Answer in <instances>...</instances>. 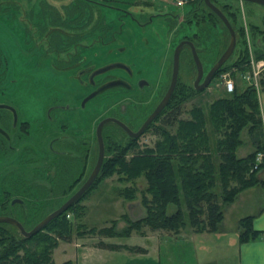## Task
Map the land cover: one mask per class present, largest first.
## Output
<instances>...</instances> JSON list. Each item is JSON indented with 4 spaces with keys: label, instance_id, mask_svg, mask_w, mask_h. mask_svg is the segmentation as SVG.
Masks as SVG:
<instances>
[{
    "label": "rangeland",
    "instance_id": "374dc122",
    "mask_svg": "<svg viewBox=\"0 0 264 264\" xmlns=\"http://www.w3.org/2000/svg\"><path fill=\"white\" fill-rule=\"evenodd\" d=\"M10 1L14 3L7 5ZM180 1L182 3L178 5L179 0H0V9H3L0 12V103L11 106L16 114V125L11 127L8 112L0 110V126L10 139L7 142L0 137V214L6 211L4 206L9 199L18 197L25 201L24 211L28 223H33L70 196L86 179L94 165V129L97 121L112 116L123 119L133 129L141 125L168 87L173 50L183 33L191 35L194 31L200 32L198 40L201 39L202 53L203 49H206L205 46H210L213 57L218 48L215 45L218 43L216 38L221 32L219 24L215 19H205L206 26L202 31H199L200 25L196 20L180 26L182 17L190 9L188 0ZM70 2L75 9L79 6L90 10L91 24L100 29L105 27L103 32L93 31L90 37L83 39L86 44H92L82 50L84 59L97 69L114 62L128 64L134 75L145 78L149 86L143 90L126 91L118 96H115L116 93L123 88L111 87L80 107L79 97L88 89L79 88V84L68 75L69 72L65 68L67 64L62 61L59 62L61 65H57L63 67V70L66 69L65 73L54 71L52 66L55 55L48 54L49 52L45 55L40 51L45 46V43L41 42L45 36L43 28L49 24H59L64 28L68 25L66 11ZM233 3L237 9V24L242 27L246 39L249 57L257 60L254 57L255 49L264 48V6L240 0ZM24 15L31 25L28 38L19 26L20 18ZM77 16L76 12L72 19ZM84 18H79V21L89 25V19ZM204 22L200 20V23ZM74 23L77 22L71 23L72 28L77 26ZM206 29L210 31L209 41L205 40ZM66 50L60 52L58 60L66 56ZM109 73L117 76L123 74L115 68ZM225 75L232 78L240 89L250 85L246 79V71L241 72L237 68L218 76L214 75L203 91L180 105L178 117L187 118L188 110L194 104L206 109L211 100L222 95ZM263 75L264 70L256 76L258 85L253 86L264 106V89L260 90ZM261 107L260 103V109ZM24 122L26 126L22 127ZM156 125L163 123L156 120L153 127L144 131L138 137L139 147L154 145L158 138ZM207 127L213 141L211 126ZM167 129L173 131L174 128L167 126ZM53 137L56 138L52 144L53 149L67 153L66 155L49 151L48 144ZM8 145L12 149H9ZM123 186L135 187L132 200L123 199L117 194V190ZM145 186L144 177H139L135 185H132L124 180H117L115 173L96 183L79 202L84 207L79 222L84 226L79 233L74 231L68 240L58 241L51 252L53 263L58 264L70 259V252L67 251L68 253L63 255L61 250L65 247L71 249L75 243L97 247L99 243H103L122 246V249L129 244L127 247L130 249L127 250L133 253L137 250L134 248L139 247L137 245L147 243L153 246L149 257L157 262V252L154 250L156 238L171 235L173 232L152 230L143 226L139 231H132L128 237L97 233V229L108 226L111 220L115 221L114 229L121 231L127 225V219L136 220L143 217L146 210L141 203V191ZM41 187L51 191L39 195ZM19 209L14 206L7 212L20 219ZM174 210L175 207L169 205L167 214ZM236 212L238 209H235ZM91 227L94 231L88 232ZM176 245H163L161 259L169 264H176L181 260V256L177 255ZM192 245L185 244L188 248ZM193 249L194 246L191 247L190 254L187 251L184 260L218 262V257L215 256L218 250L211 253L204 251L202 254L195 253ZM210 251H213L212 248ZM127 256L125 252L110 255L115 260L113 264H121V260L124 261Z\"/></svg>",
    "mask_w": 264,
    "mask_h": 264
},
{
    "label": "trees",
    "instance_id": "16d2710c",
    "mask_svg": "<svg viewBox=\"0 0 264 264\" xmlns=\"http://www.w3.org/2000/svg\"><path fill=\"white\" fill-rule=\"evenodd\" d=\"M235 1L211 0L227 17L236 35V45L230 60L216 71V76L231 72L233 68L241 72L249 70V52L242 27L237 24V9L233 3ZM13 3L10 1L7 5ZM188 4L190 9L184 17L181 16L183 21L180 22V26L188 25L196 20L200 25L199 31H202V29L205 30V19L208 21L215 19L221 28L216 38L218 43H215L218 48L213 57H211L210 46H205L206 49L204 48V53H202L201 39L198 40L200 32L194 31L191 35L183 33L179 40L187 39L194 44L203 69L208 70L227 47L230 34L221 19L205 5L204 0H188ZM2 11L3 9H0V12ZM76 12L78 16L72 19ZM66 13H68L66 15L68 25L65 28L58 24L56 25L59 27L52 25V27L43 28L44 35L50 36L45 46H49L55 53L75 45L78 37L86 36L85 29H90V10L79 6L75 9L70 2ZM25 16L20 18L19 26L28 38L31 25ZM84 17L89 19V25L83 22L82 27L69 28L73 22H77L74 24L78 25L79 18L85 19ZM200 20L204 23H200ZM171 27L173 28V24ZM94 28L100 32L105 30V27L102 26L100 29L95 24L92 29ZM206 30L205 40L209 41L210 31ZM40 51L45 54L50 50L43 48ZM254 57L264 59V48L255 49ZM195 75L196 68L190 47L184 45L180 52L179 74L173 93L158 117L146 129L153 127L156 120L163 123V125L155 126L158 138L154 145L141 148L138 145V137H129L117 125L106 123L101 130L103 159L90 186L65 211L49 220L39 231L28 237H23L14 225L0 223V264H54L51 252L58 241L68 240L74 231L79 233L84 226L79 222L84 210L79 202L96 183L113 173L116 174L117 180H124L132 185H135L139 177L145 178L146 186L141 191V203L146 213L136 220L127 219V225L121 231L114 229V220H111L108 226L97 229L98 234L112 237H128L132 231H139L143 226H148L152 230L161 229L173 233L186 227L192 228L194 232H217L223 220L225 204L232 203L241 191L249 187L264 188V180H259L257 177L258 171L264 167V164L258 165L256 169L253 167L256 153H264V131L259 93L253 85H246L243 89L235 85L232 92L223 89L224 93L211 100L206 109L194 104L188 110V117L180 118L178 117L180 105L203 91L194 88ZM95 79L100 80V75ZM261 89H264V75L261 77ZM126 91L128 92L124 89L119 90L115 96ZM84 95L80 96L79 100ZM0 110L8 112L11 118L7 109ZM10 125L12 127L16 123L12 125L10 122ZM208 125L211 126V132L214 135L213 141ZM25 126L26 123H22V127ZM167 126L173 127V131L167 129ZM245 129L254 150L247 156L239 158L236 151L243 144L241 134ZM0 137L7 142L10 140L1 134ZM8 148L12 149L9 145ZM134 188V186H123L117 190V194L123 199L132 200ZM217 188H219L218 191ZM41 190L39 195L51 191L44 187H41ZM12 199L19 201L11 203ZM169 205L175 207L171 214H167ZM14 206L20 208V219L7 212ZM4 207L6 211L0 215L14 217L25 230H29L41 219L28 223L24 211L25 201L18 197L9 199ZM123 217L126 216L123 215ZM238 228L240 230L239 242L254 240L263 233L253 228L252 216L242 217L238 222ZM89 230L88 232L94 231L93 227ZM98 247L115 249L122 246L99 243ZM124 247L130 249V247ZM135 249H137L136 252L141 251L139 247ZM58 264H71V262L66 260Z\"/></svg>",
    "mask_w": 264,
    "mask_h": 264
},
{
    "label": "crops",
    "instance_id": "0c3cea01",
    "mask_svg": "<svg viewBox=\"0 0 264 264\" xmlns=\"http://www.w3.org/2000/svg\"><path fill=\"white\" fill-rule=\"evenodd\" d=\"M259 101V104L262 105L260 110L264 131V106L260 99ZM241 138L243 144L236 151L239 158L247 156L254 150L246 129L242 132ZM257 177L259 180H264V167L258 171ZM224 206L223 220L217 232H194L192 228L186 227L177 233L157 237L154 246V250L157 252V262L149 257L150 251H153V246L147 243L135 244L141 248V251L134 253L125 248L122 249V247L109 249L83 243L80 245L75 243L71 249L65 247L61 251L63 255H66L67 251L70 252V259L68 260L71 264H113L115 260L110 255L117 252H125L128 255L127 259L121 260V264H169L168 261L161 259V252H163L161 250L166 243H175L177 244L175 247L177 248V255L182 258L176 264H264V188L260 186L249 187L241 191L232 203ZM235 209H238V212L235 213ZM245 216H252L253 228L263 233L254 240L239 242L238 222ZM185 244H193L195 253L204 254V251L211 253L218 250L217 255L215 253L218 262L201 263L198 260H184V255L187 251L189 253L192 247L188 248ZM126 245L129 246V244ZM210 248L213 251H210Z\"/></svg>",
    "mask_w": 264,
    "mask_h": 264
},
{
    "label": "water",
    "instance_id": "95a60500",
    "mask_svg": "<svg viewBox=\"0 0 264 264\" xmlns=\"http://www.w3.org/2000/svg\"><path fill=\"white\" fill-rule=\"evenodd\" d=\"M240 1H248L252 3H257L260 5L264 6V0H240ZM205 5L211 9L224 23L226 28L229 31L230 34V39L228 42L227 47L223 51V53L219 56V58L215 61V63L210 67V69L207 71V73L203 76V66L201 63V60L196 52L194 44L187 39H183L178 42V44L175 46L172 54V67H171V76H170V81L169 85L167 87L166 92L164 93L163 97L161 100L158 102V104L155 106V108L152 110V112L145 118L141 126L136 130L133 131L131 128H129L123 121L112 117V116H107L101 118L95 126V139L97 143V154H96V159L94 162V165L86 177V179L82 182V184L70 195L68 196L59 206H57L55 209L47 213L44 217H42L33 227H31L29 230H25L20 222L16 220L14 217L8 216V215H0V223H9L11 225H14L19 233L23 237H28L35 232L39 231L49 220L54 218L55 216L59 215L61 212L65 211L69 205H71L73 202H75L85 191L86 189L90 186V184L93 182L94 178L96 177L102 159H103V141H102V136H101V129L102 126L106 123H113L117 125L119 128H122L129 137L137 138L141 136L144 131L147 129V127L154 121V119L161 113L163 108L166 106L168 103L173 90L175 88V85L177 83L178 79V74H179V65H180V52L181 49L184 45H188L191 50L192 58L195 64L196 68V76L193 80V86L197 90H202L205 89L211 80L213 79L216 71L227 61V59L231 56V54L234 51L235 45H236V35L235 31L232 28L229 20L227 17L224 15V13L215 5L211 2V0H204ZM124 64L121 63H111L97 71H95L94 74H98L101 72H104L106 70L112 69V68H118V67H123ZM203 78V79H202ZM202 80V81H201ZM123 82L119 80L111 81L109 83H105L96 89L92 90L88 94H86L80 101V107H83L84 103L87 102L89 99L93 98L97 94L101 93L102 91L115 87L118 85H122ZM0 109H7L10 114H11V123L14 125L16 123V114L14 109L4 103H0ZM0 134L8 139L7 133L0 128ZM19 201L18 199H12V202Z\"/></svg>",
    "mask_w": 264,
    "mask_h": 264
},
{
    "label": "flooded vegetation",
    "instance_id": "af4514ba",
    "mask_svg": "<svg viewBox=\"0 0 264 264\" xmlns=\"http://www.w3.org/2000/svg\"><path fill=\"white\" fill-rule=\"evenodd\" d=\"M181 18V17H180ZM59 25V24H58ZM57 25V26H58ZM83 25V22H80L77 26L74 25V27H82ZM94 26V24H90V29H85V33H86V37H90V34L93 32V31H96L97 29L94 28V30L92 29ZM48 27H52V25L49 24ZM59 27V26H58ZM69 27H72L69 26ZM89 34V35H88ZM62 38V37H61ZM82 38V35L80 37H78L77 41H75V45L73 46H70V47H67L68 50H66V53H65V57H61L62 59H57L58 56H61V53H55L53 52L49 46H44L43 48L45 49H49L50 51H48L49 53L48 54H51V55H55V62H54V66H52V69L54 71H59V72H64L65 73V70L67 69L70 77H73V79L79 84V88H84V89H88V91L85 93L88 94L89 92H91L92 90L96 89L97 87L105 84V83H109L111 81H115V80H119V81H122L123 84L122 85H118V86H115V87H119V88H123L124 90H128V91H132L134 89H137V90H143L145 87L149 86V83L145 80V78H143L142 76H138V75H134L132 69L130 68V66L128 64H125V63H121V62H114V63H121V64H124L123 67H118V68H115L121 72H123L122 76H117V75H113L112 73H109L111 70H113L114 68L112 69H109V70H106L104 72H101V73H98V74H95V75H92L95 73V71L107 66V65H104L102 66L101 68H95V67H92L85 59L84 57L82 56V50L83 49H87L89 48L92 44L91 43H88L86 44V41H83ZM82 39V40H81ZM50 40V36L49 35H45L43 36V40L41 42L45 43V44H48ZM85 47V48H84ZM72 51H69L71 50ZM119 52V51H118ZM47 54V52L45 53V55ZM65 58V59H63ZM63 62L64 64H67V66L65 67L66 69L63 70V67H61V63L59 62ZM57 64H60V65H57ZM111 64V63H109ZM108 64V65H109ZM172 64V63H171ZM210 69V68H209ZM208 69V70H209ZM208 70H204L203 69V76L207 73ZM100 75V80H96L95 78L97 76ZM171 76V75H170ZM196 76V75H195ZM137 77V78H136ZM195 78V77H194ZM203 79V78H202ZM194 80V79H193ZM170 81V80H169ZM202 81V80H201ZM169 85V84H168ZM167 90V88H166ZM165 90V92H166ZM164 92V93H165ZM84 95V96H85ZM164 94H162V96L160 97L159 101L161 100V98L163 97ZM83 97H81L82 99ZM80 99V100H81ZM79 100V101H80ZM158 101V102H159ZM158 102L156 103V105L158 104ZM79 103V102H78ZM86 103V102H85ZM155 105V106H156ZM56 106H59V105H56ZM155 106L153 107V109L155 108ZM152 109V110H153ZM152 110L150 111V113L152 112ZM149 113V114H150ZM148 114V115H149ZM147 115V116H148ZM146 116V117H147ZM118 119V118H117ZM121 121H123L129 128H131L133 131H136L138 128H132L126 121H124L123 119H119ZM145 120V119H144ZM143 120V121H144ZM98 122V121H97ZM143 123V122H142ZM141 123V124H142ZM105 125V124H104ZM103 125V126H104ZM96 126V125H95ZM102 126V127H103ZM122 129V128H121ZM95 130V129H94ZM102 130V129H101ZM123 130V129H122ZM5 131V130H4ZM124 131V130H123ZM125 132V131H124ZM126 133V132H125ZM127 134V133H126ZM9 138V137H8ZM56 138L53 137V139L51 140V142H49L48 144V149L51 153H55V154H58V155H66L67 153H63V152H57L56 150L53 149L52 147V144H53V141L55 140ZM94 140H95V144H96V154H97V143H96V139H95V132H94ZM85 180V179H84ZM83 180V181H84ZM82 184V183H81ZM80 184V185H81ZM79 185V186H80Z\"/></svg>",
    "mask_w": 264,
    "mask_h": 264
},
{
    "label": "built area",
    "instance_id": "2783aa9c",
    "mask_svg": "<svg viewBox=\"0 0 264 264\" xmlns=\"http://www.w3.org/2000/svg\"><path fill=\"white\" fill-rule=\"evenodd\" d=\"M181 3H182V1H180V0H179V2H177L178 5H180ZM249 63H250V68L248 71H246V74H248V76L246 78L247 82L250 85L257 86L258 81H257L256 76H258L264 70V59L254 60L253 58H250ZM250 79H253V80H250ZM223 86L227 92H232L234 87H235V82L232 78L225 75L224 80H223ZM260 164H264V153L263 152H257L256 153L255 162H254L253 167L256 169L258 167V165H260Z\"/></svg>",
    "mask_w": 264,
    "mask_h": 264
}]
</instances>
